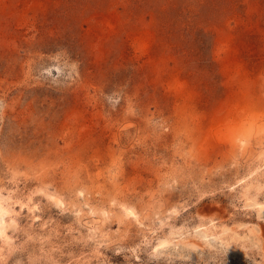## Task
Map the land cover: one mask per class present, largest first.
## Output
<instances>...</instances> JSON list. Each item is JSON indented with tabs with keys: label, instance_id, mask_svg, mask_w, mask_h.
Returning <instances> with one entry per match:
<instances>
[{
	"label": "rangeland",
	"instance_id": "rangeland-1",
	"mask_svg": "<svg viewBox=\"0 0 264 264\" xmlns=\"http://www.w3.org/2000/svg\"><path fill=\"white\" fill-rule=\"evenodd\" d=\"M0 264H264V0H0Z\"/></svg>",
	"mask_w": 264,
	"mask_h": 264
},
{
	"label": "bare ground",
	"instance_id": "bare-ground-1",
	"mask_svg": "<svg viewBox=\"0 0 264 264\" xmlns=\"http://www.w3.org/2000/svg\"><path fill=\"white\" fill-rule=\"evenodd\" d=\"M1 205H2V203H1V199H0V206H1ZM1 210H3V209H0V211H1Z\"/></svg>",
	"mask_w": 264,
	"mask_h": 264
}]
</instances>
